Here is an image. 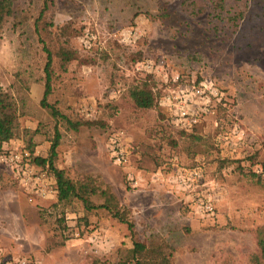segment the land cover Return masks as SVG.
Wrapping results in <instances>:
<instances>
[{
  "label": "rangeland",
  "instance_id": "374dc122",
  "mask_svg": "<svg viewBox=\"0 0 264 264\" xmlns=\"http://www.w3.org/2000/svg\"><path fill=\"white\" fill-rule=\"evenodd\" d=\"M127 1L147 9L150 15L141 14L140 24L135 23L141 37L133 48L109 36L114 30L129 27L126 17L131 10L124 12ZM184 1L189 0H55V24L69 19L74 22L71 44L82 58L92 62L80 71L87 96L78 100L68 97V103L77 108L83 99L94 97L89 101L96 100L99 122L70 131L64 122L57 121L60 139L55 163L71 157L72 167L64 169L67 177L74 181L90 178L96 186L113 193L130 211L133 239L163 241L170 264H264L256 243V232L264 227V175L255 172L261 169L264 173V0H226L227 12L242 18L235 29L230 24V30L220 35L207 32L214 20L208 11L191 21L192 29L186 34L183 23L189 21L182 10ZM196 1V6L205 2ZM28 3L17 0L16 5L28 8ZM39 6L40 1L34 0L28 14L35 15ZM11 22H6L0 33V88L18 102L25 98L20 125L40 130L36 136L48 157L56 121L30 97V85L41 76L43 58L35 46L31 23L12 31ZM85 30L98 37L91 50H85L80 42ZM139 55L150 59L162 56L166 71L183 74L188 82L213 80L225 92V105L215 115L205 117L195 131L185 134L167 127L168 114L162 106L138 111L122 95L115 108H103L109 100L105 97L107 88L114 85L125 94L133 83L145 78L128 66L131 62L127 57ZM119 59L127 60V65ZM20 79L25 80L27 90L20 87ZM148 82L154 90L162 88L158 81ZM99 103L104 105L98 110ZM236 126L244 131L242 139ZM118 131L138 148L127 168L113 165L107 152L109 136ZM26 146L23 141L22 147ZM8 149L18 148L2 150ZM175 167L202 170L203 187L196 191L210 194L213 216L199 213L191 194L176 188ZM136 171L143 175L141 182L153 186L150 190L160 187L159 194L153 193L154 201L162 206L157 219L134 217L128 208L135 197L139 198L133 197L128 179ZM170 190L179 193L177 206L166 193ZM24 193L0 165V246L6 250L29 254L42 264H103L114 262L131 245L126 225L103 210L86 214L77 201L57 210L51 209L53 203L41 208ZM143 195L139 200L151 205L152 193L147 198ZM156 209H145L144 213L151 216ZM22 215L29 220H21ZM98 232L105 242L95 240Z\"/></svg>",
  "mask_w": 264,
  "mask_h": 264
},
{
  "label": "trees",
  "instance_id": "16d2710c",
  "mask_svg": "<svg viewBox=\"0 0 264 264\" xmlns=\"http://www.w3.org/2000/svg\"><path fill=\"white\" fill-rule=\"evenodd\" d=\"M39 1V9L36 14L32 16L28 14L27 10H29L31 5H34V0H29V3L26 5L28 8H21L16 5L17 0H0V33L6 22L10 23L12 21L10 24L12 31H18L25 26L26 23H31L29 26L31 28V34L35 39V46L38 47V53L41 54L43 58L41 76L35 79L34 82L43 83L44 93L39 105L50 114L56 121V124L54 126V138L50 147L49 156L47 158L33 157L32 162L55 177L56 199L51 205V209L57 210L64 208L65 205L77 201L81 204L82 210L86 214L103 210L108 213L112 219L126 225L131 239L130 247L124 254L120 253L114 262H103V264H170L169 256L164 250L165 245L163 241L151 243L150 240L136 241L133 239L134 224L130 221L131 218H129L130 211L117 201L113 193L108 189H102L96 186L94 180L90 178L74 181L67 177L65 170L58 169L55 165L57 155L56 148L60 139L57 121L64 122L67 125V129L70 131H76L78 127L83 124L96 126L99 122L98 118L94 120H85L84 122L77 116L78 107L76 108L75 105L71 107L69 105L70 102L68 99L70 98L68 97H71L73 100H78L80 97L86 96L85 89L79 81L80 71L82 66L88 64L92 65V62L82 58L77 49L71 44V39L75 33L74 22L69 19L62 24H55V0H38V2ZM182 3V10L186 14L185 20L189 21H184L183 23L188 29L186 34H189L190 29H192L191 21L193 22L197 16L204 14L206 11H208L210 19H214L211 21L212 23H210L211 29L207 30V32H211L213 35L226 33V30H230V24H232L235 29L239 20L242 18L239 14L234 15L227 12L226 0H218V3L214 0H205L204 5L201 6H196L198 3L196 0L184 1ZM124 8L125 10L127 9L124 12L131 10L129 17H126L130 22L128 25L129 27L136 26L135 18L137 16L148 14L147 9L144 10L132 1L124 3ZM147 16L150 17V15ZM161 17L159 13L158 18ZM154 18L155 16H151V19ZM161 57L162 56H157L155 59H150L148 57L142 58L140 55L139 57L134 56V58L131 59L127 57L128 62H131L128 66H131L133 69L134 64L137 62L146 60L157 62ZM127 60L124 62L123 59H119L123 65H127ZM117 67H119V65ZM117 67L115 66V68L119 70ZM143 75L145 78L141 80V82H135L136 84L133 83L125 94L123 91H120L119 96L113 100L109 99L103 108H115L113 106L121 99L122 95H125L126 99L130 100L132 106L138 111H149L155 107H160L161 99L164 96L163 89L159 88L160 90H154V87L148 80H155L151 75ZM179 75L182 81L188 82L184 79L183 74ZM17 82H20V87H24L27 90L24 79H20ZM113 89H117V86L112 85L107 88L106 98L109 90ZM19 102L15 96L0 88V152L5 143L17 139L26 143L27 146L24 147L25 149L29 150L31 153L34 152V137L40 133V130L38 128L30 130L20 125V117L23 115L21 108H23L25 104V98H19ZM100 105L104 104L99 103L98 110ZM72 117H74L75 120H72ZM167 127L174 130L169 124ZM198 127L200 126L195 127L194 131ZM177 132L181 134L187 133L182 131ZM132 147L134 148V152L137 153V146L132 145ZM24 194L26 195V193ZM40 211L43 212L45 210ZM256 243L260 253L259 260H262L264 263V227L257 230Z\"/></svg>",
  "mask_w": 264,
  "mask_h": 264
},
{
  "label": "built area",
  "instance_id": "2783aa9c",
  "mask_svg": "<svg viewBox=\"0 0 264 264\" xmlns=\"http://www.w3.org/2000/svg\"><path fill=\"white\" fill-rule=\"evenodd\" d=\"M109 36L115 38L120 44L133 47L141 37L140 31L135 27H123L114 30ZM85 50H91L98 42L97 34L85 30L80 39ZM133 71L140 74L151 75L155 81L161 83L164 96L160 105L167 111L168 124L177 131L192 132L207 116L215 115L220 106L226 102L225 92L211 79L200 82H184L179 74H170L165 69L162 59L157 62L140 61L134 64ZM157 79V80H156ZM120 90L113 89L108 92L110 100L116 99ZM78 114L85 120H94L97 114V105L89 100L82 101L78 105ZM235 130L242 139L244 131L236 126ZM107 152L113 165L127 168L134 156V148L122 132H113L107 142ZM33 153L24 147L18 149L2 150L0 152V165L8 170L19 187L26 193L28 200L33 202L37 199L55 201L56 189L52 183L50 174L32 162ZM263 174L261 169L255 170ZM159 172L153 174V180ZM135 187L133 176L128 177ZM173 183L177 189L191 194L196 202L197 211L208 217L214 214L213 199L210 194L197 192L203 187V173L200 168L184 169L175 167ZM68 220V217L66 218ZM95 240L102 242L101 232L94 234ZM103 242H105L103 240ZM0 264H42L29 254H18L6 250L0 246Z\"/></svg>",
  "mask_w": 264,
  "mask_h": 264
},
{
  "label": "crops",
  "instance_id": "0c3cea01",
  "mask_svg": "<svg viewBox=\"0 0 264 264\" xmlns=\"http://www.w3.org/2000/svg\"><path fill=\"white\" fill-rule=\"evenodd\" d=\"M141 18H142V16L141 15H139V16H137L136 18H135V22L136 23H139L140 24V22H141ZM81 78V77H80ZM80 81V84H84L85 82L84 81H82V79H80L79 80ZM43 93H44V85H43V83H32L31 85H30V97L32 98V100L34 101V102H36V103H40V101H41V99H42V96H43ZM85 94H86V91H85ZM88 94V93H87ZM87 94H86V96H87ZM90 96L92 95V93L91 94H89ZM85 100H94V97H87V99H83L82 101H85ZM81 101V102H82ZM96 101V100H95ZM94 101V102H95ZM97 105V104H96ZM23 127H25V128H27V129H31V127L30 126H28V125H25V126H23ZM32 130H35V127L34 128H32ZM42 143H41V141L40 140H38L37 139V136H35L34 137V152H33V155H34V157H41V158H47L45 155V153H44V149H45V147H43V145H41ZM22 145H23V141L22 140H20V139H17V140H10L9 142H7V143H5L4 145H3V147H11V148H21L22 147ZM72 158L71 157H69V156H66L65 157V162L63 163V162H56L55 163V165H56V167L58 168V169H61V170H64L65 168L66 169H69V167H72L71 165H72V161L73 160H71ZM66 166V167H65ZM69 166V167H68ZM143 174H144V172H143ZM141 176H143L141 173H139L138 171H136L135 172V174H134V176H133V178L135 179V187H134V185H132V183H130V185H131V187H132V189H134L133 191H132V193H133V197H135V195H138L139 196V198H141L142 197V195L145 197V198H147V195H150L151 196V193H152V199H153V193H160V187H157V189L156 188H154V189H151L150 190V188H152L153 186L152 185H149V187L148 186H146V184L144 183V182H141ZM50 177H51V179H52V183L56 186V180H55V177L53 176V175H51L50 174ZM140 187V188H139ZM149 189V190H148ZM166 193H168L167 195H171V197H170V200L177 206V202L179 201V193H177V194H173V192L170 190V191H167ZM139 194H142V195H139ZM149 197V196H148ZM159 197L160 196H158L155 200H158L159 199ZM169 197V196H168ZM139 198H134V203L133 204H130V205H128V208H130V209H132V215H134V217H139V218H142V219H144V220H149V219H151V220H153V219H157L159 216H161L160 215V213H159V211L161 212V208H162V206H160V202L159 201H154V199L152 200V204L151 205H149L150 203H148V202H145V201H140L139 200ZM36 201V204L37 205H39L41 208H47L50 204H52V203H54L53 201H48V200H40V199H37V200H35ZM171 203V202H170ZM121 204V203H120ZM165 207V206H164ZM155 208H157L155 211L156 212H153V215L151 214V216L150 215H146L145 213H144V210L145 209H155ZM144 213V214H143ZM140 214V215H139ZM179 215V213L177 212V216ZM134 217H132V219H134ZM20 219L21 220H29L28 218H26L25 216H21L20 217ZM38 220H40V219H38Z\"/></svg>",
  "mask_w": 264,
  "mask_h": 264
}]
</instances>
